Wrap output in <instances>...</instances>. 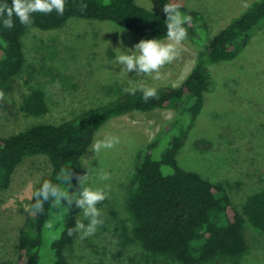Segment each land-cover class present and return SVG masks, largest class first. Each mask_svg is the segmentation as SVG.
<instances>
[{
    "label": "trees",
    "instance_id": "16d2710c",
    "mask_svg": "<svg viewBox=\"0 0 264 264\" xmlns=\"http://www.w3.org/2000/svg\"><path fill=\"white\" fill-rule=\"evenodd\" d=\"M180 11L191 17L184 25L188 35L182 42L194 49L196 57L179 87L160 88L157 96L147 102L140 90L134 95L127 92L72 120L39 124L9 137L0 136V194L10 187L16 169L26 159L43 157L49 164V172L36 186L19 230L14 258L4 260L0 252V264H73L70 254L79 232L74 231L71 236L68 232L80 218L79 208H68L66 201L59 206L47 202L39 212L32 207L35 192L44 180L58 183L60 169L66 167L73 174L70 191L74 192L77 177L84 169L83 159L96 134L111 120L129 114L175 112L169 128L160 130L147 143L137 162L127 198L132 226L120 219L115 210L102 213L100 203L104 224L94 235L112 233L121 250L136 243L145 252L167 257L176 264H208L218 258L235 260L237 264L249 248L246 225L264 234V180L258 192L237 206L227 185L187 171L178 162V154L215 86L212 66L233 61L249 46L252 31L264 21V0H253L212 37L199 12L185 7H180ZM72 19L112 23L142 40L166 36L164 11H152L138 0H65L63 15L35 13L31 26L21 25L14 18L12 29L0 28V85L8 87L25 72L24 38L30 30H59ZM48 94L44 87L33 86L24 97L21 111L30 117L44 116L49 111ZM160 148V155L156 156Z\"/></svg>",
    "mask_w": 264,
    "mask_h": 264
},
{
    "label": "rangeland",
    "instance_id": "374dc122",
    "mask_svg": "<svg viewBox=\"0 0 264 264\" xmlns=\"http://www.w3.org/2000/svg\"><path fill=\"white\" fill-rule=\"evenodd\" d=\"M168 0H138L152 11H163ZM180 7L199 12L212 37L244 11L253 0H173ZM120 31H115L116 29ZM142 39L112 23L70 20L50 32L30 30L24 38L25 72L8 87L0 85V136L9 137L39 124H60L81 113L107 105L140 83L154 87H179L194 65V49L179 43L176 58L160 69V78L137 76L135 70L120 74L114 64L117 48H133ZM215 86L207 97L204 111L178 154L179 165L229 188L239 206L258 192L264 180V21L251 33L249 46L233 61L211 68ZM131 79V83H130ZM48 90L49 111L42 117L21 111L24 97L33 86ZM173 110L111 120L92 143L110 137L120 142L99 154L92 146L83 159V172L92 184L108 193L102 213L115 210L132 226L127 198L133 185L136 165L147 143L173 120ZM200 142H205L200 145ZM161 148L156 152L160 155ZM89 170H88V168ZM92 169L106 170L110 180L97 182ZM49 172L43 157L26 159L15 171L10 187L0 194V252L14 258L18 233L30 209L34 190ZM79 182L74 192L81 191ZM81 214L82 209L79 208ZM81 219V216L80 218ZM85 222V221H84ZM248 251L237 264H264V234L246 225ZM120 252H122L120 254ZM73 264H176L167 257L145 252L138 244L121 250L112 233L84 236L78 233L70 254ZM218 258L208 264H236Z\"/></svg>",
    "mask_w": 264,
    "mask_h": 264
},
{
    "label": "clouds",
    "instance_id": "9594fccd",
    "mask_svg": "<svg viewBox=\"0 0 264 264\" xmlns=\"http://www.w3.org/2000/svg\"><path fill=\"white\" fill-rule=\"evenodd\" d=\"M64 11L65 0H11V4L8 3V0H0V28L12 29L15 26L14 18L21 25L31 26L35 13L50 14L55 12L63 15ZM163 11L166 14L164 23L166 36L163 39H144L137 43L134 49H116L114 64L120 67V74L126 73L129 77V74L135 70L137 76L146 77L155 74L154 78L159 79L160 69L176 58V46L187 38L188 34L184 25L191 21V17L183 14L179 4L173 0H168L165 3ZM115 31L120 30L117 28ZM172 86L175 87L176 85L173 84ZM138 88L142 92L145 102L157 96V89L154 87L140 83ZM137 90V87L126 89L133 95ZM119 142V137L97 140L92 145V151L99 154L104 150L112 149ZM92 176L97 182H106L111 178L110 173L103 169H92ZM72 178V172L69 167H66L60 169L57 177L58 183L44 180L35 192V203L32 207L42 212L43 206L47 202L59 206L66 201L68 208L74 205L82 209L81 219L76 220L74 229H69L68 234L71 236L76 231L82 232L84 236L93 235L104 224L98 205L107 198L108 193L104 188L92 184L89 174L77 177L82 190L72 192L70 191ZM60 185L68 187H61Z\"/></svg>",
    "mask_w": 264,
    "mask_h": 264
}]
</instances>
